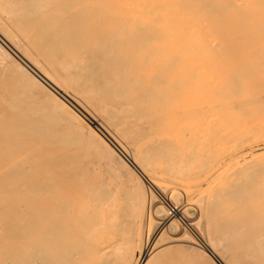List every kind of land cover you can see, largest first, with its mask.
I'll use <instances>...</instances> for the list:
<instances>
[{
    "label": "bare ground",
    "instance_id": "6f19581e",
    "mask_svg": "<svg viewBox=\"0 0 264 264\" xmlns=\"http://www.w3.org/2000/svg\"><path fill=\"white\" fill-rule=\"evenodd\" d=\"M53 4L101 36L108 101L77 107L0 26V264H264V0Z\"/></svg>",
    "mask_w": 264,
    "mask_h": 264
},
{
    "label": "rangeland",
    "instance_id": "374dc122",
    "mask_svg": "<svg viewBox=\"0 0 264 264\" xmlns=\"http://www.w3.org/2000/svg\"><path fill=\"white\" fill-rule=\"evenodd\" d=\"M34 3L31 8L33 10L25 11L23 19V14L20 13L22 16L18 23L11 22V19L8 20L6 13L0 10L2 29L9 33L15 46L20 48L28 59L46 72L54 86L60 88L62 93L67 95L66 97L70 100L76 97L81 99L80 101L76 98L77 101H73L77 107L87 109L88 101L106 103L109 94L105 86L107 71L104 66H101L97 71H92L91 66H88L92 60L99 61L98 53L89 49L88 45L101 43L103 41L101 36L89 34L83 18L75 22L76 24L71 23L68 19L67 21L62 19L67 14V8L61 4H53V0H50L47 6L41 7H38V0H35ZM74 32L78 35L75 36ZM75 58L79 59V70L70 69L67 66V63ZM5 75H7V71L0 70V91H7L8 95H13L15 86L4 84ZM96 106V108L99 107ZM90 114L95 118L92 113ZM183 201H179L178 210L183 208ZM195 213L189 211L191 217L189 219L196 223L198 217ZM185 223L190 222L185 221ZM200 230L203 231L202 226ZM193 232L198 243L203 246L205 240H202L203 238L198 236L196 231L193 230ZM151 246L152 243L149 247Z\"/></svg>",
    "mask_w": 264,
    "mask_h": 264
}]
</instances>
